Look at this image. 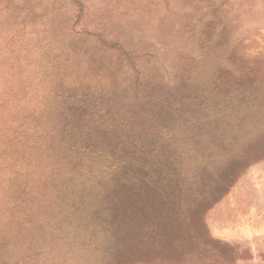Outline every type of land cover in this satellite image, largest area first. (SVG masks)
Here are the masks:
<instances>
[{"label": "rangeland", "instance_id": "obj_1", "mask_svg": "<svg viewBox=\"0 0 264 264\" xmlns=\"http://www.w3.org/2000/svg\"><path fill=\"white\" fill-rule=\"evenodd\" d=\"M0 264H264V0H0Z\"/></svg>", "mask_w": 264, "mask_h": 264}]
</instances>
